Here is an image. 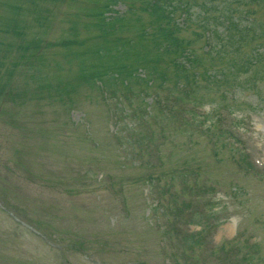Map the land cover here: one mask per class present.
<instances>
[{
	"label": "rangeland",
	"instance_id": "obj_1",
	"mask_svg": "<svg viewBox=\"0 0 264 264\" xmlns=\"http://www.w3.org/2000/svg\"><path fill=\"white\" fill-rule=\"evenodd\" d=\"M145 1L0 0V264H264V0H173L185 75Z\"/></svg>",
	"mask_w": 264,
	"mask_h": 264
},
{
	"label": "trees",
	"instance_id": "obj_2",
	"mask_svg": "<svg viewBox=\"0 0 264 264\" xmlns=\"http://www.w3.org/2000/svg\"><path fill=\"white\" fill-rule=\"evenodd\" d=\"M172 1L173 0H146L143 3L142 11H144L150 17V21H149V25L145 29H143V31L140 33V36L145 37L149 34L151 42L154 43L155 48H157L160 52L173 56V60L171 62L173 69L177 73H182L183 75H185L186 71L189 70L190 67L194 66L195 63L198 61V59L196 57H193V55L186 49V47H184L182 41L178 39L176 36L179 27L177 26L176 22L173 19L174 6L170 5ZM106 8L102 12H97L93 14V16L100 17V19H98L99 24L96 26L98 28V31L102 36H104V38L108 35V31L114 28L116 23L115 21H112L110 19L105 22V19L109 17L106 16L104 13L109 10L111 11L110 8L107 9ZM227 20H228L227 23L229 25L228 30L231 31V29H235L236 28L235 23L237 22L235 18L233 19L232 17L231 19H227ZM148 28L151 29V32H148ZM250 30L251 29L248 28V30L245 32H238L237 40L240 41L241 39H244V37L247 36V33ZM253 33L254 31L252 32V34ZM251 35H249L250 38H253ZM246 39L248 40V38ZM58 45L67 48L73 45H80V42H78L73 38L71 39L65 38L59 41ZM186 45L187 44L185 43V46ZM117 60L119 61L118 58ZM119 68L124 69L125 66L121 65ZM84 69L86 71L82 69V66L79 67L78 78L83 81H85L87 77L93 79L94 76L92 75V71L86 68ZM93 72L95 73V71ZM48 84L49 83H46L45 85L46 88ZM54 91L58 96L60 95L67 96L71 91V89L70 87L67 89V87L64 85L63 87H59V86L54 87Z\"/></svg>",
	"mask_w": 264,
	"mask_h": 264
}]
</instances>
